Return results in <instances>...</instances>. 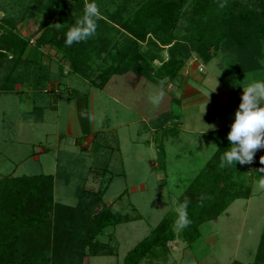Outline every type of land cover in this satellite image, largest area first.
I'll return each mask as SVG.
<instances>
[{"label":"rangeland","instance_id":"rangeland-1","mask_svg":"<svg viewBox=\"0 0 264 264\" xmlns=\"http://www.w3.org/2000/svg\"><path fill=\"white\" fill-rule=\"evenodd\" d=\"M83 1L85 9L95 3L99 14L104 15L116 9L110 4L112 1L120 2ZM232 1L237 2V10L245 5L260 7L253 4L255 0ZM38 2L49 4L52 10H44L45 7L39 10ZM78 3V0H0V41L7 35L2 28L10 23L16 25L22 37L36 41L44 31V24L53 20L55 9L64 8L70 16L80 12L85 15V9ZM149 38L152 39L151 34ZM142 45L143 50L148 49L146 41ZM160 48V58L146 67L155 77L169 59L168 46ZM45 49L41 55L32 57L30 49L21 55L3 51L7 54L0 58V96L3 94L0 176L52 174L56 179L55 201L72 206L79 203V193L84 189L96 194L107 188L100 209L113 204L118 214L134 221L108 227L99 236L117 255L90 257L88 263L85 258L84 264H122L127 253L162 219L178 218L181 196L210 165L216 153L229 150L230 146H224L221 138L210 131L227 124V116L222 120L214 118V111L202 110L200 97L209 105L217 94L229 95L230 99L233 94L236 103L229 117L235 118L244 88L264 82V58L257 71L235 74L229 71L223 53H214L206 62L192 52L174 77L158 78L157 83L132 71L113 76L101 90L71 73V62L63 53L48 46ZM29 58L34 62L31 68ZM94 59L93 77L114 62L107 54ZM201 65L203 72L199 69ZM38 75L49 77L43 87L39 86ZM193 81L198 83L192 84ZM187 82L190 87L195 85L202 96L184 99ZM7 83L12 88L10 93L3 90ZM156 91L163 93L159 106L149 101ZM22 96L27 100L20 104L16 99ZM41 98L51 99L52 104L59 98L60 107L43 111L33 104ZM32 105V115L43 118L37 125L25 119V112ZM23 125L30 129L19 134ZM85 140L87 149L82 146ZM45 148L48 151L43 153ZM261 157L264 154L259 157V165ZM254 160L251 164H233L229 166L231 174L228 172L229 176L236 175L238 184L240 178H246L244 185L251 187L250 198L237 199L218 218L202 225L201 237L192 243L183 239L184 229L176 228L175 240L168 243L167 258H152L144 263H253L264 227V188L253 177Z\"/></svg>","mask_w":264,"mask_h":264},{"label":"trees","instance_id":"trees-1","mask_svg":"<svg viewBox=\"0 0 264 264\" xmlns=\"http://www.w3.org/2000/svg\"><path fill=\"white\" fill-rule=\"evenodd\" d=\"M78 1L84 8L85 2ZM119 1L110 3L116 6L114 11L100 13L98 18L88 21L95 27L92 37L70 47L65 43L66 33L84 20L83 12L70 16L64 8L55 9L53 20L44 24V31L35 45L10 23L9 27L2 28L7 35L0 41V58L7 53L21 55L28 49L30 57L41 55L48 46L63 53L71 62V73L101 90L113 76L132 71L157 83L158 78L174 77L192 52L206 62L214 53H223L229 71L235 74L255 72L262 67L264 0L253 3L260 7L245 5L242 10H237V2L232 0H228L223 9L218 0ZM38 6L39 10L50 8L42 2H38ZM150 34L152 39H148ZM117 37L121 40L117 41ZM145 41L147 50L142 48ZM159 46H168L169 59L163 62L155 77L149 74L148 68L160 58ZM103 54L115 63L101 70L96 76L99 82L92 75V66L94 58ZM28 60L31 68L34 62ZM36 78L41 87L49 79L48 75ZM3 90L10 92L12 88L7 83ZM230 130L231 126L214 131L228 147L231 146L227 139ZM223 154L214 155L210 165L180 198L181 205L187 203L184 211L189 224L182 237L189 243L201 237L202 225L218 218L237 199L252 196L251 187L244 185L246 178H240L238 184L234 179L236 175H228L232 172L230 167H220ZM259 163H254L253 176L258 182L264 179V165ZM106 190L95 194L84 189L79 193V203L72 206L55 201L52 174L0 176V264H84L89 256L114 254L116 250L98 237L106 228L130 221V217L118 214L113 206L100 209ZM97 208L100 210L96 211ZM177 219V216L162 219L127 253L123 264H145L146 260L162 256L166 259L170 253L168 243L177 236ZM232 264L245 263L234 261ZM251 264H264V227Z\"/></svg>","mask_w":264,"mask_h":264},{"label":"clouds","instance_id":"clouds-1","mask_svg":"<svg viewBox=\"0 0 264 264\" xmlns=\"http://www.w3.org/2000/svg\"><path fill=\"white\" fill-rule=\"evenodd\" d=\"M219 7L225 8L228 0H218ZM99 17V11L95 3L88 5L85 9V18L78 21L76 26L66 33L65 43L72 46L74 43L87 40L95 34V27L89 24L90 19ZM87 28V30H85ZM163 99L162 91L153 92L149 101L153 106H159ZM227 139L231 146L220 157V167H229L233 164H251L258 149L264 148V82L255 83L244 88L242 103L236 111L234 123L228 133ZM264 164V157H261ZM259 187L264 188V179L259 181ZM187 203L181 205L175 227L184 229L189 220L186 212Z\"/></svg>","mask_w":264,"mask_h":264},{"label":"crops","instance_id":"crops-1","mask_svg":"<svg viewBox=\"0 0 264 264\" xmlns=\"http://www.w3.org/2000/svg\"><path fill=\"white\" fill-rule=\"evenodd\" d=\"M195 81V80H194ZM192 82V84H195V83H198L197 81L196 82ZM191 83V82H190ZM185 93H184V95H185V97H184V99H186V100H189V99H192V98H194L195 96H197V97H199V95L200 96H202V92L200 91V90H198L196 87H195V85H194V87H190V85H189V83L187 82V83H185ZM8 93H10V92H8ZM17 93V92H16ZM18 94V93H17ZM229 94H230V92H229ZM3 95V94H2ZM1 95V96H2ZM18 95H20V94H18ZM0 96V97H1ZM35 96H38V95H36L35 94ZM191 96H193V97H191ZM229 95H222V94H217L215 97H214V100L213 101H211L210 103H208L209 105H207L205 102L206 101H203L204 100V97H200V99H201V108H203L202 110H204V111H214L215 112V115H214V118H219V119H224L225 118V116H227V122H226V120H224L227 124H223L224 126H221V127H219V128H216V127H213V128H210V131L211 132H214V131H216V130H219V129H222V128H225V127H228V126H231L233 123H234V120H235V118H231V117H229V111L231 110V109H233L234 107H233V103H236V99L233 97V94H231V99H230V96H229V99L227 98ZM21 97V96H20ZM203 98V99H202ZM59 98H57V102L56 103H54V104H52L51 102H53V101H51V99H48L47 101L46 100H44V99H40V100H38V102H34L33 104L35 105V104H37L38 106H40V108H42L41 110H46V109H54V107H56V109H58L59 107H60V105H59V103H58V100ZM17 101H19V103L21 104L22 103V100L23 101H26L27 99H25V98H23V96H22V98H17L16 99ZM203 104H206V105H204L203 107H202V105ZM34 105H32V107L31 108H29L28 110H27V113L25 112V119H26V121H30L32 124H38V122H41L42 120H43V118H41V119H38V118H36V116H34V115H32L34 112H31V110H33V108H34ZM179 124H183L184 125V123H180V122H178ZM30 127H32L33 125H29ZM26 128H29V127H27V126H25V125H23V126H21L20 128H19V134H23V132H22V130L23 129H26ZM30 129V128H29ZM25 135V134H24ZM89 140V139H88ZM59 141H60V139H59ZM77 141V140H76ZM86 142H87V140H85L83 143H82V146L84 147L83 149H87V146H86ZM48 151V148H45V149H43L42 150V152L43 153H45V152H47ZM29 159V158H28ZM205 167H203L202 169H204ZM55 184H56V179H55ZM106 192H107V190H106ZM105 192V193H106ZM104 196H105V194H104ZM103 202H104V197H103ZM105 205H107V206H113V204L111 205H108V204H105ZM115 210V209H114ZM116 212V211H115ZM130 221H134L132 218H130ZM130 221H127V222H130ZM123 223H125V222H123ZM121 224V223H120ZM111 227V226H110ZM107 229V228H106ZM105 229V230H106ZM105 232V231H104ZM99 238V237H98ZM100 239V238H99ZM110 240L111 241H113V239H112V237L110 238ZM100 241H102L101 239H100ZM103 242V241H102ZM118 254V252H114V254H110V255H101V256H115V255H117ZM90 257H97V256H89V257H87L86 258V263H88L87 261L89 260V258ZM123 264V263H122Z\"/></svg>","mask_w":264,"mask_h":264},{"label":"built area","instance_id":"built-area-1","mask_svg":"<svg viewBox=\"0 0 264 264\" xmlns=\"http://www.w3.org/2000/svg\"><path fill=\"white\" fill-rule=\"evenodd\" d=\"M30 44H34L35 45V41L33 39H30ZM200 71L203 72L204 71V68L203 66L201 65L199 67ZM264 154V148H261V149H258L256 154H255V160H254V163L255 164H258L259 162V157L262 156Z\"/></svg>","mask_w":264,"mask_h":264}]
</instances>
